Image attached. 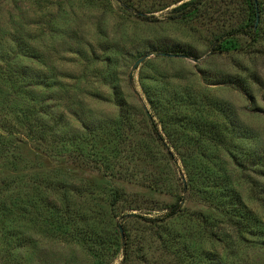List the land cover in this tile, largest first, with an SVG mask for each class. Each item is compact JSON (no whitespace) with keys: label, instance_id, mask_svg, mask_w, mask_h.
<instances>
[{"label":"rangeland","instance_id":"1","mask_svg":"<svg viewBox=\"0 0 264 264\" xmlns=\"http://www.w3.org/2000/svg\"><path fill=\"white\" fill-rule=\"evenodd\" d=\"M188 1L0 0V264H264L216 200L234 191L264 233V41L213 53L247 2L174 18ZM179 197L162 223L131 216Z\"/></svg>","mask_w":264,"mask_h":264},{"label":"trees","instance_id":"2","mask_svg":"<svg viewBox=\"0 0 264 264\" xmlns=\"http://www.w3.org/2000/svg\"><path fill=\"white\" fill-rule=\"evenodd\" d=\"M247 4V9L245 13V18L243 20V23L241 26L230 33H225L222 36L218 37L215 39L214 43L212 44V52L213 53H228L230 51H239L241 52L242 50L249 49L250 47L255 46L259 42L264 41V0H246ZM256 2V5H255ZM203 0H190L188 2H185L178 7L173 9V13L175 14L174 18H183V19H188L192 16H194L197 11L200 9V7L203 4ZM256 6H257V11L259 13V20L257 26H255V20H256ZM130 9L126 8L125 11H129ZM141 17V16H140ZM262 31V32H261ZM243 36H247L249 39V42L245 45V49H243V45L241 44L240 39H242ZM10 80V78L8 77ZM7 88L9 87L11 90V93L13 94L14 97H23V91L21 90V87H16L15 85H10L6 84ZM28 126L25 127V129L33 130V125H30L27 123ZM151 125L153 127L154 133L157 134V128L155 127V124L151 122ZM199 128L196 126L195 131L198 132ZM199 134V133H197ZM205 135H213L210 137L212 140H216L215 134L210 131V134H206L202 132V135H200L199 138H202ZM33 134L30 133V137H32ZM34 140H36L37 143H40V138L37 136H33ZM158 139L161 140L159 137ZM8 147L5 148L7 150ZM8 150L12 153L14 151V148H8ZM257 162L260 164L264 165V159H257ZM209 179H203V181L207 182ZM206 187H211V188H216L217 185L215 183H210L207 182L205 183ZM5 190V189H4ZM3 192V191H2ZM216 200L218 202L217 207H220L221 209L226 208L228 211V217L227 220H234L231 224L234 226L240 227L243 230H245L246 234H249L250 236H257L263 237L264 239V233L262 230L259 229V227L255 224L256 219L252 217L251 215H247L244 212V206L243 203L241 202L240 198L237 196V194L233 191V193L227 189L226 187L220 188L218 193L216 194ZM179 203L175 204L172 206L169 210L168 213H166L164 216L151 219V218H145V217H140L136 215H131L135 217H139L142 221L146 223H154V222H164L165 219H169L175 214H178L181 212V205L180 202L183 201V197H179L178 199ZM0 210H7V203L4 201H0ZM243 211V212H242ZM113 237L115 240L118 241L120 250L123 252L124 259L127 261L129 254V235L127 234V231L125 230L124 227H122L120 224L116 223L115 226L113 225L111 229V234L109 236ZM89 237V240L91 241V244H98L100 242H96V238ZM167 241L164 243V249L169 246L171 241L174 239L172 237H169L166 239ZM181 254V255H186L190 256L191 252L189 251L187 245H183L181 243V246L177 251H175V254Z\"/></svg>","mask_w":264,"mask_h":264},{"label":"water","instance_id":"3","mask_svg":"<svg viewBox=\"0 0 264 264\" xmlns=\"http://www.w3.org/2000/svg\"><path fill=\"white\" fill-rule=\"evenodd\" d=\"M255 5H256V2H255ZM258 20H259V13H258V11H257V6H256V20H255V26H254V28H255V27L257 26V24H258ZM143 60H144V58L141 59V60H139V61L135 64V66L138 65V64H140Z\"/></svg>","mask_w":264,"mask_h":264}]
</instances>
